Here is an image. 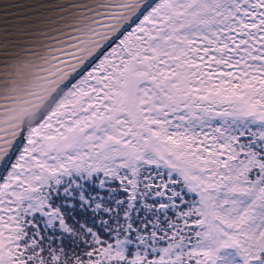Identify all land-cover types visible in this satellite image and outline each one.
I'll use <instances>...</instances> for the list:
<instances>
[{"label": "snow or ice", "instance_id": "snow-or-ice-1", "mask_svg": "<svg viewBox=\"0 0 264 264\" xmlns=\"http://www.w3.org/2000/svg\"><path fill=\"white\" fill-rule=\"evenodd\" d=\"M21 4L0 65L85 100L0 119V264H264V0H67L39 30Z\"/></svg>", "mask_w": 264, "mask_h": 264}, {"label": "water", "instance_id": "water-1", "mask_svg": "<svg viewBox=\"0 0 264 264\" xmlns=\"http://www.w3.org/2000/svg\"><path fill=\"white\" fill-rule=\"evenodd\" d=\"M18 2L22 3L20 9L33 24V30H39L46 27L47 22L57 18L67 0H0V4ZM3 14L13 16L17 11L0 7V16ZM4 27L0 22V58L6 49L13 46L12 41L24 38V32L15 30L12 25H7L8 31H4ZM39 68V62L32 57H21L6 66L0 65V97L11 101L8 111L0 119L4 120L14 110L19 112L21 109H39L41 113L51 106L55 99L41 100L38 104H33L31 98L25 94L26 86L35 88L45 83L44 74Z\"/></svg>", "mask_w": 264, "mask_h": 264}, {"label": "clouds", "instance_id": "clouds-1", "mask_svg": "<svg viewBox=\"0 0 264 264\" xmlns=\"http://www.w3.org/2000/svg\"><path fill=\"white\" fill-rule=\"evenodd\" d=\"M85 98L79 96L76 93L72 92H66L65 98L63 100L58 101L56 104L52 105V108H48L46 111L57 109L62 110L68 106H71L72 108H79L80 105L84 102ZM39 114L40 110H26L21 109L19 112L13 111L12 114L5 117L3 122L5 124L11 123V122H18L23 123L26 127L29 128L31 131L41 132L43 129L37 127V123L39 121Z\"/></svg>", "mask_w": 264, "mask_h": 264}, {"label": "rangeland", "instance_id": "rangeland-1", "mask_svg": "<svg viewBox=\"0 0 264 264\" xmlns=\"http://www.w3.org/2000/svg\"><path fill=\"white\" fill-rule=\"evenodd\" d=\"M57 102H58L57 100H54V101L52 102L51 106L54 105V104H56Z\"/></svg>", "mask_w": 264, "mask_h": 264}, {"label": "trees", "instance_id": "trees-1", "mask_svg": "<svg viewBox=\"0 0 264 264\" xmlns=\"http://www.w3.org/2000/svg\"><path fill=\"white\" fill-rule=\"evenodd\" d=\"M231 255L235 256L236 254L235 253H231ZM236 258H238V257H236Z\"/></svg>", "mask_w": 264, "mask_h": 264}]
</instances>
